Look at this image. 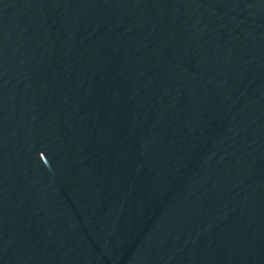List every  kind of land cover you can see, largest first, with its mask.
I'll return each instance as SVG.
<instances>
[{
	"label": "water",
	"instance_id": "1",
	"mask_svg": "<svg viewBox=\"0 0 264 264\" xmlns=\"http://www.w3.org/2000/svg\"><path fill=\"white\" fill-rule=\"evenodd\" d=\"M0 264H264V0H0Z\"/></svg>",
	"mask_w": 264,
	"mask_h": 264
}]
</instances>
